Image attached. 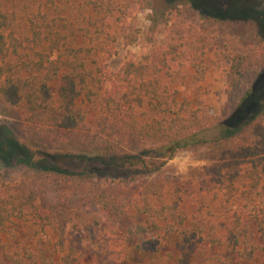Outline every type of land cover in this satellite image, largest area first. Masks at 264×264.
<instances>
[{"label": "trees", "instance_id": "1", "mask_svg": "<svg viewBox=\"0 0 264 264\" xmlns=\"http://www.w3.org/2000/svg\"><path fill=\"white\" fill-rule=\"evenodd\" d=\"M29 1L25 8L31 7V12L0 7V98L18 110L28 132L55 128L75 143L89 142L96 134L91 132L83 104L95 107L97 131L114 125L121 143L134 150L124 149L116 161L104 164L126 170L137 185L122 191L120 185L94 181L89 166L95 161L103 163L98 158L78 156L84 162L76 173L49 159L34 161L32 153L1 126L0 165L15 160L58 175L67 186L64 191L49 187L46 200L126 219L122 235L126 242L163 231L184 244L208 245L214 258L210 264H226L224 256L231 255L249 261L263 251L264 122L260 116L264 112V68L234 110L216 118L206 106L192 108L188 100L176 98L159 76L163 68L169 75L180 74L178 65L185 60L194 67L195 79L204 72L201 53L170 42L163 47L153 35L167 25L175 7L149 15V53L142 60L125 61L119 69L120 82L106 86L105 63L94 55L99 42L116 39L114 11L121 8L115 0L68 5L42 0L35 8ZM139 2V9L152 8L151 0ZM236 8L245 14L252 5ZM68 10L78 13L70 19L60 15ZM75 29L81 36L79 43L73 40ZM105 48L107 57L115 52L112 43ZM224 56L229 59L224 69L229 96L249 70L264 67V55L252 58L249 53L233 52ZM241 132L246 140L235 139ZM224 139L234 140L222 149L213 166L202 167V183H177L171 191L164 189L161 177L154 173L159 159L170 158L178 149ZM14 220H34L39 229L56 224L40 213L30 186L1 181L0 231ZM135 247L140 250L141 244ZM0 253V264H76L78 259L71 245L67 253L55 257L39 248L11 249L0 241Z\"/></svg>", "mask_w": 264, "mask_h": 264}, {"label": "rangeland", "instance_id": "2", "mask_svg": "<svg viewBox=\"0 0 264 264\" xmlns=\"http://www.w3.org/2000/svg\"><path fill=\"white\" fill-rule=\"evenodd\" d=\"M25 1L0 0V7L3 10L18 7L23 12H31V7H28L30 10L25 8ZM41 1L30 0L28 4L34 7ZM57 1L68 5L70 2L79 4L82 0ZM115 2L121 8L114 11V16L118 17L113 30L116 39L114 42H99L94 55L95 59L105 63L106 86H110L112 81L120 82L119 69L125 61L142 60L149 53V15L169 6L175 7L170 10V20L167 25L162 26L160 32L153 34L154 37L163 47H167L170 42L180 49L193 50L192 53L198 51L203 58L204 67L200 79L194 78L195 70L188 60L178 65V75H169L165 68L161 70V80L168 84L170 91L179 100H188L192 108L206 106L212 115L222 118L234 110L244 91L264 68L261 67L257 72L249 70L231 96L227 94L224 69L229 65V59L224 55L233 52L249 53L252 58L264 55V0H151L152 8L146 9L138 8L139 0ZM248 3L252 5L249 12L239 14L236 11V7L240 8ZM77 13L68 10L62 11L60 15L70 19V15L74 17ZM74 33H77L73 35L74 43H79L80 33L77 29ZM111 43L115 52L107 57L105 47ZM90 65L97 66L92 62ZM83 106L91 132L96 133L89 142L75 143L55 128L30 133L18 110L1 98L0 126L32 153L34 161L49 159L46 161L56 162L61 169L76 173L82 170L84 162H80L78 156L98 158L103 163L95 161L89 166V173L94 181L120 185L122 191L133 190L137 180H133L129 172L104 164L116 161L124 149L134 151L130 148L132 146L127 147L121 143L118 131L112 124L97 131L94 124L96 108L88 103ZM142 109L137 108L138 111ZM260 121L264 122V112ZM235 139L246 140V135L241 132ZM233 140L224 139L178 149L170 158L156 159L159 166L154 173L161 177L164 189L168 191L177 183L192 182L193 185H199L202 183V167L213 166L222 149ZM145 145L151 146L149 142ZM1 181L30 186L40 213L47 214L56 223L53 227L47 225L43 229H39L34 220H14L7 223L0 231V241L11 249L39 248L48 255L58 257L67 253L71 245L75 249L74 255L78 257L76 264H210L214 259L208 245L184 244L163 231L144 234L141 238L126 242L122 238L126 219L106 217L89 207L77 208L46 200V189L52 187L56 191H64L67 186L58 175H48L12 160L9 164L0 165ZM137 242L141 244L140 250L135 247ZM224 259L226 264H264V250L249 261L235 255L224 256Z\"/></svg>", "mask_w": 264, "mask_h": 264}]
</instances>
